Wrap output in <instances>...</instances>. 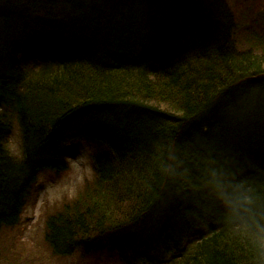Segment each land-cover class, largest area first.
I'll return each instance as SVG.
<instances>
[{
  "label": "trees",
  "instance_id": "trees-1",
  "mask_svg": "<svg viewBox=\"0 0 264 264\" xmlns=\"http://www.w3.org/2000/svg\"><path fill=\"white\" fill-rule=\"evenodd\" d=\"M236 24L225 0H0V264L104 242L116 264H253L204 183L211 165L264 193V51ZM76 140L91 174L42 217L36 262L20 216Z\"/></svg>",
  "mask_w": 264,
  "mask_h": 264
},
{
  "label": "rangeland",
  "instance_id": "rangeland-1",
  "mask_svg": "<svg viewBox=\"0 0 264 264\" xmlns=\"http://www.w3.org/2000/svg\"><path fill=\"white\" fill-rule=\"evenodd\" d=\"M229 4L231 11L234 13L236 24V39L241 48H253L258 52L264 51V43H258L259 39L252 38V34H264V0H225ZM263 47V48H262ZM222 123H219V125ZM220 129L213 130L214 138L221 139L217 135ZM14 133L13 135H15ZM12 135V136H13ZM86 143L82 141L70 142L65 147V155L68 160V169L59 174L41 173L35 182L31 191L30 200L27 207L21 215V225L25 227L24 231L32 237L38 235V229L41 225V219L48 211H52L63 199H69L76 194L77 186L80 181L90 173L83 171L88 165L81 164L78 170L73 167L72 161L81 155L82 149ZM89 148V147H88ZM216 149L222 151L223 147L219 141L216 142ZM90 164V160L88 161ZM43 179H39V177ZM35 240V239H34ZM31 240V241H34ZM35 261L38 262L39 247L34 242H30ZM66 264H88L85 259L77 258L76 255L66 259Z\"/></svg>",
  "mask_w": 264,
  "mask_h": 264
},
{
  "label": "clouds",
  "instance_id": "clouds-1",
  "mask_svg": "<svg viewBox=\"0 0 264 264\" xmlns=\"http://www.w3.org/2000/svg\"><path fill=\"white\" fill-rule=\"evenodd\" d=\"M22 144L18 131L7 141L10 154L18 160L24 159ZM90 151L85 145L81 155L72 161L73 167L79 170L81 164H86L83 171L91 173ZM204 183L225 208L234 230L246 237L253 253V264H264V193H258L252 183L238 180L234 174L211 165L205 169Z\"/></svg>",
  "mask_w": 264,
  "mask_h": 264
}]
</instances>
